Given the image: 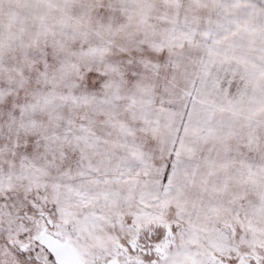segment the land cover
<instances>
[{
	"label": "snow or ice",
	"instance_id": "6c2138e0",
	"mask_svg": "<svg viewBox=\"0 0 264 264\" xmlns=\"http://www.w3.org/2000/svg\"><path fill=\"white\" fill-rule=\"evenodd\" d=\"M0 264H264V0H0Z\"/></svg>",
	"mask_w": 264,
	"mask_h": 264
}]
</instances>
